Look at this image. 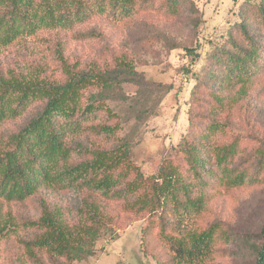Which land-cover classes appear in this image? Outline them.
<instances>
[{
  "label": "trees",
  "instance_id": "16d2710c",
  "mask_svg": "<svg viewBox=\"0 0 264 264\" xmlns=\"http://www.w3.org/2000/svg\"><path fill=\"white\" fill-rule=\"evenodd\" d=\"M52 1L0 0V41L10 43L44 24L72 30L103 15L122 21L139 15L135 1L145 5L144 11L157 8L170 17H177L182 6L181 0H167L164 7L159 0ZM60 8L64 10L56 13ZM124 66L121 74L143 80L127 63ZM92 72L78 75L68 69L64 85L46 88L15 79L0 83V199L22 203L39 199L43 206L41 226L36 228L40 233L25 244L31 264H72L93 256L99 240L111 230L113 217L145 220L144 250L164 264L162 237L169 236L181 218L207 213L220 193L216 191L264 185V154L258 155L256 167L248 164L252 156L242 159L240 139L225 138L224 121L234 99H247L264 81V0L240 6L238 21L218 44L192 90L190 132L151 176L143 175L131 161L130 143L116 154L101 149L87 152L73 143L114 128L101 123L103 112L114 115L102 100L121 84V74L112 79L114 71ZM96 83L101 90L84 102L80 95ZM36 102L43 104L37 113L6 130ZM47 188L54 193L76 189L83 198L86 223L76 229V236L47 205L42 196ZM115 206L121 209V218L110 214ZM214 233L215 229H205L192 240L200 238L209 248ZM180 241L178 255L187 248ZM256 258L257 264H264V245L256 250Z\"/></svg>",
  "mask_w": 264,
  "mask_h": 264
},
{
  "label": "rangeland",
  "instance_id": "374dc122",
  "mask_svg": "<svg viewBox=\"0 0 264 264\" xmlns=\"http://www.w3.org/2000/svg\"><path fill=\"white\" fill-rule=\"evenodd\" d=\"M166 1L159 0L160 5L164 7ZM245 1L261 0H181L177 17L157 8L144 11L145 5L135 1L139 15L122 21L103 15L72 30L41 25L10 43L0 41V83L15 79L36 88L64 85L68 69L78 75L111 70L113 79L127 63L143 80L122 73L121 84L102 100L114 115L103 112L101 123L114 126L113 131L81 136L73 143L87 152L101 149L112 154L130 143L131 161L143 175L151 176L190 132L192 90L216 47L238 21L239 8ZM63 10L56 9V13ZM100 90L98 83L90 85L80 98L87 102ZM234 101L233 110L224 120L225 138L240 139L245 153L242 159L252 156L248 164L256 167L258 155L264 154V81L247 99ZM42 106L34 103L6 130L26 122ZM2 144L0 136V148ZM42 193L50 209L55 210V217L69 225L71 235L76 236L74 232L86 223L85 203L79 192L54 193L47 188ZM215 193L219 195L206 208L207 213L181 218L169 236L162 237L164 264H257L256 250L264 245V185ZM110 214L121 218V209L115 206ZM42 217L39 199L32 203L0 199V264H31L25 244L40 233L36 228L41 226ZM114 218L94 255L72 264H159L144 250L146 221ZM215 224L220 227L213 228ZM205 229H215L209 248L199 242L200 238L192 240ZM180 240L187 243H183L187 248L178 255ZM37 254L43 255L41 251Z\"/></svg>",
  "mask_w": 264,
  "mask_h": 264
}]
</instances>
